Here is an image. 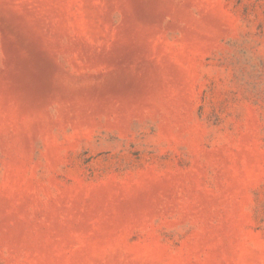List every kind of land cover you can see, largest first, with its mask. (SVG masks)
<instances>
[{
	"label": "rangeland",
	"instance_id": "rangeland-1",
	"mask_svg": "<svg viewBox=\"0 0 264 264\" xmlns=\"http://www.w3.org/2000/svg\"><path fill=\"white\" fill-rule=\"evenodd\" d=\"M0 264H264V0H0Z\"/></svg>",
	"mask_w": 264,
	"mask_h": 264
}]
</instances>
